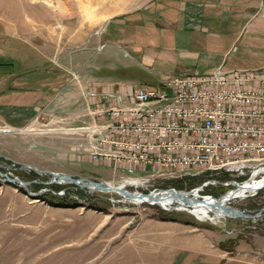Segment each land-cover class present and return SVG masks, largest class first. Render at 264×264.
Returning <instances> with one entry per match:
<instances>
[{"label":"rangeland","instance_id":"obj_1","mask_svg":"<svg viewBox=\"0 0 264 264\" xmlns=\"http://www.w3.org/2000/svg\"><path fill=\"white\" fill-rule=\"evenodd\" d=\"M45 1L0 0V63L22 60L29 65L37 57L60 59L67 53L75 61L74 52L99 45L111 20L121 21L115 38L126 36L127 22L138 25L137 36L147 37L151 35L147 31L155 29L157 34L161 28L170 34L147 48L149 62L123 43L91 51L88 68L96 77L153 87L166 74L197 75L200 70H194L193 62L207 56L195 50L204 47L194 30L177 29L190 18L200 20V7L193 3L203 5L207 0ZM58 2L68 3L64 5L67 15L52 7ZM135 15H143L144 20L130 19ZM24 62L15 68L0 64V86L20 77L12 71L25 69ZM23 111L16 112V118L24 117ZM40 112L26 124L18 120L11 126L1 119L0 111V264H264V212L254 218L199 220L176 203L165 210L156 203H132L114 192L51 183L50 173L113 186L124 183L126 176L142 173L94 161L89 155L77 157L72 138L76 133L61 123L62 116ZM227 178L220 176L219 181ZM205 179H171L154 186L188 191ZM124 188L148 191L127 184ZM226 190L208 187L200 194L221 197ZM262 201L264 193L256 192L224 206L254 214ZM222 207L210 215L219 214Z\"/></svg>","mask_w":264,"mask_h":264},{"label":"built area","instance_id":"obj_2","mask_svg":"<svg viewBox=\"0 0 264 264\" xmlns=\"http://www.w3.org/2000/svg\"><path fill=\"white\" fill-rule=\"evenodd\" d=\"M263 87L261 70L166 74L156 87H129L119 105L91 111L105 120L67 130L84 139L90 159L142 173L126 176L123 187L155 192L164 189L158 181L204 176L188 191L221 186L225 195L264 179Z\"/></svg>","mask_w":264,"mask_h":264},{"label":"crops","instance_id":"obj_3","mask_svg":"<svg viewBox=\"0 0 264 264\" xmlns=\"http://www.w3.org/2000/svg\"><path fill=\"white\" fill-rule=\"evenodd\" d=\"M193 5L200 7L199 15L202 18H190L188 24L177 26V29L194 30L198 43L204 47L195 48L207 54L203 60H196L192 64L194 70L201 71H197L198 74H208L218 66L224 70L249 69L264 72V0H207L203 5ZM210 13L215 14L207 22ZM138 18L144 20L143 15H135L130 19ZM120 23V20L109 21L99 45L74 52L75 61L71 60L70 53L63 54L60 59L52 56L44 59L37 57L29 65L23 61L27 68L12 71L20 77L13 81L7 80L4 87L0 86L1 119L8 122V125L16 124L18 120L26 124L41 111L42 115H60L63 125L76 128L95 120H105V117L90 115L91 111L108 105H119L121 100L127 99L129 87H147L141 83L124 84L96 77L93 70L88 68L90 52L100 51L104 44L123 43L132 51L140 52L142 58L149 62L151 57L146 53L147 48L159 45L162 37L164 39L170 34L165 28H161L157 34L156 29L148 30L147 34L151 35L145 37L144 33L141 38L137 36L140 34L138 25L127 22L126 36L115 38V30ZM23 62L15 60L13 63L0 64L15 68L19 66L18 63L23 65ZM158 84L159 82L152 86L156 87ZM22 109L24 117L16 118V114L22 113ZM6 115L9 116L8 119H5ZM72 138L76 154H79L77 157L86 156L80 150L84 139L78 134Z\"/></svg>","mask_w":264,"mask_h":264},{"label":"bare ground","instance_id":"obj_4","mask_svg":"<svg viewBox=\"0 0 264 264\" xmlns=\"http://www.w3.org/2000/svg\"><path fill=\"white\" fill-rule=\"evenodd\" d=\"M48 1L49 0L45 2H48ZM75 1L79 2V0H75ZM65 4H68V3H65ZM64 5L58 2L57 6L52 5V7L57 9L60 15L65 16L67 14L65 13ZM68 14H71V13H68ZM55 180H56V183H60V184L68 182L67 179H62V178H55ZM263 182H264V179H262L261 181L257 183L245 184L243 187L235 191L229 192L219 198H210V197L201 198L199 191H197L196 189L191 190V191L182 192V196H183L182 198L174 197L169 192H162V193L155 194L154 198H150L147 196L145 197L133 196L129 198L125 196L124 194H122L121 192L117 190H112V189L104 191V192H114V193L120 194L122 197H124L125 199H128L132 203H141V202L156 203L165 209L171 208L172 203H176L178 205L177 206L178 209L186 210L190 212L195 217H197V219L199 220L213 221L216 218L223 217L224 212L220 211L219 214H216L215 216H211L210 215L211 210L224 206L226 203H229V201L233 198L246 197V194L248 191L250 190L252 191L255 187L259 186ZM79 183L81 182L79 181ZM107 184L111 187L113 186L109 183ZM118 186H120L121 188H124L123 187L124 183L119 184ZM90 190L95 191L96 189L93 186H91Z\"/></svg>","mask_w":264,"mask_h":264},{"label":"water","instance_id":"obj_5","mask_svg":"<svg viewBox=\"0 0 264 264\" xmlns=\"http://www.w3.org/2000/svg\"><path fill=\"white\" fill-rule=\"evenodd\" d=\"M35 171L37 172H41L38 169L33 168ZM52 176V180L51 183H56L55 178H62V179H67V183H71L74 184L75 186L79 187V188H84L87 189L88 191L90 190V187L93 186L96 190L104 192L107 190H117L119 192H121L122 194H124L127 197H133V196H141V197H150V198H154L155 194L158 193H162V192H169L170 194H172V196L174 197H178V198H182V192L181 190H176L173 188H167V189H157L155 192H146V193H142L139 191H129L127 189L121 188L118 185H114V186H109L107 184V182H100V181H94L92 179H88V178H84V177H73L71 174L68 173H50ZM15 182H17L19 185L24 186L25 183L20 181L19 179L15 178L14 179ZM79 181L81 183H79ZM264 187V182L261 183L259 186L255 187L253 190H259L261 188ZM223 196V195H222ZM220 197V196H219ZM217 197V198H219ZM165 209V208H164ZM170 209V208H169ZM165 210H168L165 209ZM222 211L224 212L223 217H229V218H234V217H241V218H254V217H258L259 215H261L264 212V206H262L261 208L258 209V211L254 214L251 213H247L246 210H242L236 207H233L231 205H226L224 207H222Z\"/></svg>","mask_w":264,"mask_h":264},{"label":"trees","instance_id":"obj_6","mask_svg":"<svg viewBox=\"0 0 264 264\" xmlns=\"http://www.w3.org/2000/svg\"><path fill=\"white\" fill-rule=\"evenodd\" d=\"M172 187H175L176 189H179V187L178 186H172ZM165 188V187H164ZM75 193H77V192H75ZM262 193H264V188H262L261 190H259V191H257V194H262ZM69 194V193H68ZM67 194V195H68ZM77 204H73V206H76ZM264 205V201H262L260 204H258V206L260 207V206H263ZM256 207V208H259V207Z\"/></svg>","mask_w":264,"mask_h":264}]
</instances>
